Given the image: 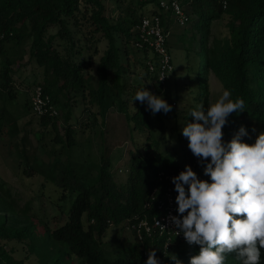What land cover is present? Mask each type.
I'll return each mask as SVG.
<instances>
[{
  "label": "trees",
  "instance_id": "obj_1",
  "mask_svg": "<svg viewBox=\"0 0 264 264\" xmlns=\"http://www.w3.org/2000/svg\"><path fill=\"white\" fill-rule=\"evenodd\" d=\"M181 4L186 22L183 25L175 22L180 31L171 40L168 36L166 41L169 52L171 48L179 50L185 61L182 89L190 97V102L186 115L181 117L190 122V109L197 104H203L205 108L208 106L209 75L212 74L224 89L231 92L233 99L239 97L244 102V111L234 112L227 118L222 127V139L228 141L243 125L249 134L242 140L253 143L256 135L264 132V0H183ZM107 5L120 11L116 19L107 14ZM149 5H154L156 9L144 13ZM124 8L127 13L122 15ZM145 14H158L164 30L168 31L159 0H0V55L3 40H21L29 36L37 64L50 68L52 74V80L38 84L50 95L57 108L58 94L79 90L85 106H94L97 114L103 116L111 107L117 106L126 120L134 122L131 130L140 126L149 127V112L144 107H137L133 114L127 112V100L123 94L128 62L122 61L116 41V34L120 33L127 41H132L137 50L149 51L136 45V25ZM224 14L228 16V35L212 36V21ZM125 18L127 28L123 24ZM51 25L57 26V36L69 43L66 57L50 45L52 37L45 38ZM82 36H101L107 41L98 60L94 83L86 70L87 65L76 63L73 59L75 54L81 53L75 46ZM80 47L83 48L82 45ZM124 53H127L126 49ZM9 72V63L2 62V88H6L11 81ZM158 85L162 87L163 84L158 81ZM58 115H41L40 123L56 132ZM69 116L67 110L63 120L67 122ZM2 126L0 114V133ZM178 137H181L180 133ZM52 141L63 148L58 153H69L67 151L78 147L74 130L69 125L63 135L56 132ZM185 141L187 165L197 173L198 178L207 180L197 158L187 147L186 138ZM85 164L82 161L79 166H84L85 170L77 172L75 167H79L78 164H72L69 158L64 162L55 158L49 163L52 170L45 177L60 191L61 198H70V205L66 221L56 228H44L43 236L36 235L33 223L23 226L10 224L8 219L9 214L14 212L13 208L0 195V264H20L3 244V241L11 239H37L43 246L54 245L51 264H73L72 257L82 264H144L150 249H155L160 264H173L165 252L175 254L182 264H188V258L198 251V245L190 246L180 239L165 247V237H160L157 229L153 228L150 234L141 230V239L135 232L141 220L145 219L153 226V218L162 212L159 206L166 201L168 181L159 174L179 173L178 169L183 170L184 166L161 151L152 155L135 153L131 156L125 179L117 182L109 169L111 161L108 154L101 155L97 163ZM93 167L94 174L91 173ZM109 226L127 228L133 234V240L122 238L114 251H107L102 246L101 236ZM225 264H239L235 253L228 255ZM261 264H264V250Z\"/></svg>",
  "mask_w": 264,
  "mask_h": 264
},
{
  "label": "rangeland",
  "instance_id": "obj_2",
  "mask_svg": "<svg viewBox=\"0 0 264 264\" xmlns=\"http://www.w3.org/2000/svg\"><path fill=\"white\" fill-rule=\"evenodd\" d=\"M153 8L156 9L154 5H149L143 12L149 13ZM126 13L124 8L122 15ZM107 14L116 19L120 11L112 5H107ZM164 16V24L168 27V39L171 40L174 34L180 31V27L173 22L169 14L164 13ZM227 21L226 14L213 20L210 26L211 35L226 37ZM123 24L125 28L128 27L127 18L123 20ZM57 30V26L51 25L45 38L52 37L50 45L66 57L69 43L57 36ZM31 40L26 36L21 40L9 39L1 42L0 64L4 61L9 63L11 81L6 88H2L0 84V112L2 110L0 114L3 120L0 133V195L13 208L14 212L9 214L8 219L10 224L23 226L33 223L36 235L43 236L44 228H56L66 221L70 198L68 196L61 198L60 191L45 177L47 172L52 170L49 163L55 158L63 162L69 158L72 164L79 166L82 161L86 164L97 163L101 155L108 154L111 161L109 169L117 182L125 179L131 156L135 153L152 155L156 151H161L165 156L176 160L178 165L184 166L189 163L181 128L187 122L182 117L186 115L190 97L182 89L185 61L179 50L170 49L174 68L161 87L158 85L156 62L151 51L144 53L137 50L132 41H127L125 36L117 33L116 41L122 61L128 62L124 74L123 94V98L127 100V112L130 114L135 112L131 100L143 86L162 96L172 106L171 111L157 112L155 115L148 111L150 126L136 127L133 131L131 126L134 122L126 120L117 106L111 107L101 116L97 114L94 106L87 105L86 108L79 90L68 93L63 91L57 95L59 115L56 132L63 135L65 127L72 126L78 147L67 151L69 153L62 151L58 153L63 148H60L59 143L52 141L55 130L42 125L40 116L30 107L31 88L38 83L44 84L45 80H52L50 68L45 69L38 65L32 55ZM106 43V39L101 36L96 38L82 36L81 41L75 46L81 53L75 54L73 59L76 63L87 65L86 70L92 77V83L96 80L98 60L106 48ZM124 49L127 53H124ZM223 90L225 89L221 83L210 74L208 105L214 103ZM168 92L171 97L165 95ZM132 103L135 109L145 108L139 101L133 100ZM67 110L70 116L65 122L63 117ZM178 133L181 137H178ZM94 168L92 174L95 172ZM83 169L85 170L84 166L75 167L77 172H82ZM122 238L133 240V234L127 228L109 226L101 236V243L107 251H114ZM3 244L13 259L20 261V264H51V257L56 248L51 244L43 246L37 239L33 241L11 239L3 241ZM72 262L82 264L76 257H72Z\"/></svg>",
  "mask_w": 264,
  "mask_h": 264
},
{
  "label": "clouds",
  "instance_id": "obj_3",
  "mask_svg": "<svg viewBox=\"0 0 264 264\" xmlns=\"http://www.w3.org/2000/svg\"><path fill=\"white\" fill-rule=\"evenodd\" d=\"M139 101L155 115L171 111V105L145 86L131 100ZM244 111L241 98H232L225 89L206 108L197 104L189 110L181 134L202 172L200 179L191 166L170 178L174 185L176 213L169 216L176 231L188 245L198 251L188 264H225L235 253L239 264H261L264 250V132L249 144L242 140L248 131L241 125L231 139H222V127L234 112ZM173 264L182 262L173 253L165 252ZM144 264H160L155 249H150Z\"/></svg>",
  "mask_w": 264,
  "mask_h": 264
},
{
  "label": "built area",
  "instance_id": "obj_4",
  "mask_svg": "<svg viewBox=\"0 0 264 264\" xmlns=\"http://www.w3.org/2000/svg\"><path fill=\"white\" fill-rule=\"evenodd\" d=\"M183 0H159V7L164 13H168L170 17L179 25L186 22V14L184 12ZM138 47H146L153 54L156 62V76L157 80L163 84L168 74L173 71V64L171 54L167 47L168 31L164 30L161 22V17L158 14H145L141 17L139 23L136 25ZM1 39V36H0ZM151 68V67H150ZM30 107L32 111L38 115L57 116L59 114L58 108L54 105L50 95L43 91L40 84H35L30 91ZM182 169H178L181 171ZM178 173L171 171L169 174L161 172L160 177L163 176L168 181V188L166 190V201L161 204L159 208L162 212L153 218V226L147 223L145 219L141 220L135 227L136 236L141 239V230L146 234H150L152 229L158 231V235L165 237V247L171 246L176 240L183 239L182 235L175 236L174 226L168 222L169 216H175L176 192H173L174 187L170 178Z\"/></svg>",
  "mask_w": 264,
  "mask_h": 264
}]
</instances>
